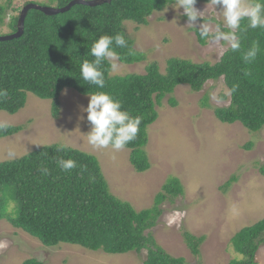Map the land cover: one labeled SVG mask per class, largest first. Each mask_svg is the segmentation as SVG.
Returning <instances> with one entry per match:
<instances>
[{
  "label": "trees",
  "instance_id": "obj_1",
  "mask_svg": "<svg viewBox=\"0 0 264 264\" xmlns=\"http://www.w3.org/2000/svg\"><path fill=\"white\" fill-rule=\"evenodd\" d=\"M53 1L57 2V7H63L72 0ZM12 2L0 0V35L17 32L22 8L29 3L26 1L13 8ZM210 2L197 0V3ZM172 4L175 0H112L96 6L76 4L65 13L51 16L31 9L23 35L0 41V90L6 91V96L0 98V111L17 114L26 106L28 95L34 94L50 100L51 114L59 118L60 96L65 88L83 95L107 92L121 102L122 109L130 116L141 120L136 138L125 145L131 150L130 160L139 172L151 167L146 146L149 126L159 118L158 107L181 84H188L193 91L199 92L208 81L224 78L230 91V103L214 108L216 117L224 123L241 122L253 132L262 130L264 28H248L246 19L237 29L240 48L233 51L229 46L215 63L171 57L165 73L157 62H149L144 73L114 74L105 61L101 65L105 78L103 89L82 80L80 66L84 60L94 59L89 54L90 48L102 35L122 34L135 50V55H128L127 48L115 47L119 63L143 62L146 54L135 48V40L128 34L125 21L147 25L151 15ZM4 27L9 31L3 33ZM194 32L199 43L206 45L208 40L201 38L198 29L194 28ZM254 46L258 49L255 58L246 60ZM221 98L228 99L224 94ZM203 101V106L210 108L208 97ZM169 103L173 107L178 104L173 97ZM27 122L0 129V138L25 131L31 120ZM253 143L249 141L245 148L251 149ZM60 145L62 143H49L20 158L0 163V221L7 219L48 247L70 244L110 254L146 249L148 255L144 264H185L184 258L168 254L148 232L157 225L162 214L160 205L168 195L173 200L184 193L179 178L165 184L153 207L138 211L129 201L112 194L94 154L71 145L58 150ZM59 159H72L77 166L64 171L57 164ZM42 169H47V173ZM260 172L264 175V165ZM234 181L236 177L232 176L222 188L228 189ZM6 186L13 187V197L20 204L15 216L8 213ZM184 237L191 252L199 255L205 236L198 237L186 231ZM263 244L264 218L235 235L233 247L243 259L230 264H258L257 255ZM22 264L42 262L31 257Z\"/></svg>",
  "mask_w": 264,
  "mask_h": 264
},
{
  "label": "rangeland",
  "instance_id": "obj_2",
  "mask_svg": "<svg viewBox=\"0 0 264 264\" xmlns=\"http://www.w3.org/2000/svg\"><path fill=\"white\" fill-rule=\"evenodd\" d=\"M26 1L57 7L53 0H13L12 7L18 8ZM196 7L204 11L213 31L219 24L226 31L219 6L216 10L210 2L196 3ZM182 13V8L177 11L169 6L166 12L151 15L147 25L125 21L135 48L144 52L146 59L135 64L118 62L119 68L113 73H144L149 62H157L165 73L171 57L195 62L219 61L230 45L210 40L201 45L195 27L188 24V18ZM3 31L9 28L4 27ZM65 89L60 96L59 118L52 116L50 100L34 94L28 95L26 106L17 114L0 111V122L20 124L31 120L25 131L0 138V163L20 158L49 143L71 145L94 154L112 194L129 201L138 211L153 207L165 184L179 178L184 193L173 200L168 195L160 205L162 214L157 225L148 232L168 254L184 258L185 264H230L243 259L233 247V238L242 228L264 218V175L260 172L264 165V127L253 132L241 122L224 123L216 117L214 108L230 103L224 78L208 81L199 92L188 84H181L163 99L158 107L159 118L148 129L146 150L151 167L144 172L135 170L130 149L124 147L117 151L111 145L95 148L88 143L91 124L82 108L87 107L90 96L72 88ZM222 94L228 99L223 100ZM171 97L177 100V106L169 103ZM205 97L210 108L203 106ZM249 141L254 142L253 146L246 149ZM232 176L236 181L228 189L222 188ZM5 195L8 213L15 216L20 204L13 197L12 186L5 187ZM186 231L205 236L199 255L193 254L186 244ZM147 255L146 249L110 254L70 244L48 247L7 219L0 221V264H22L31 257L42 264H144ZM257 260L258 264H264V244Z\"/></svg>",
  "mask_w": 264,
  "mask_h": 264
},
{
  "label": "clouds",
  "instance_id": "obj_3",
  "mask_svg": "<svg viewBox=\"0 0 264 264\" xmlns=\"http://www.w3.org/2000/svg\"><path fill=\"white\" fill-rule=\"evenodd\" d=\"M216 10L219 6L223 16V24L228 31L221 30L217 25L215 31L211 27V22L205 19L204 11L196 7L197 0H175L171 6L177 9H183V15L188 18V24L198 29L201 38L215 41L227 42L233 51L240 48L237 29L241 27V21L247 20V27L251 29L264 28V0H211ZM168 7L165 9V12ZM202 18V23L198 20ZM115 47L127 48L128 55H135V50L129 46L125 36L122 34L102 35L96 39L89 54L94 57L93 60H84L80 66L81 78L87 85H95L100 89L105 87L104 72L101 65L107 61L112 72L119 68L118 54ZM257 47L254 46L245 57L246 60L254 59L257 53ZM67 90L65 89V92ZM90 96L87 107L82 108L87 113V121L91 124V129L87 133L88 143L95 148H107L109 145L117 151L123 149L126 144L134 140L139 131L141 120L139 117H132L122 109L121 102L115 99L111 94L99 91ZM6 96V91L0 90V98ZM84 119L83 116L80 117ZM11 125L7 122H0V129H7ZM67 148L66 144L60 145L58 150ZM58 166L68 171L75 168L76 162L72 159H59ZM46 174L47 169H42Z\"/></svg>",
  "mask_w": 264,
  "mask_h": 264
},
{
  "label": "water",
  "instance_id": "obj_4",
  "mask_svg": "<svg viewBox=\"0 0 264 264\" xmlns=\"http://www.w3.org/2000/svg\"><path fill=\"white\" fill-rule=\"evenodd\" d=\"M112 0H72L68 5L63 7H50V6H43L40 4H36L33 2L28 3L22 8L20 13L19 21H18V30L15 33L7 34V35H0V41L10 40L13 38H17L23 35L25 31V21L28 15V12L31 9H36L44 12L46 15H56L59 13H65L69 11L74 5L82 4L88 6H96L106 2H111Z\"/></svg>",
  "mask_w": 264,
  "mask_h": 264
}]
</instances>
